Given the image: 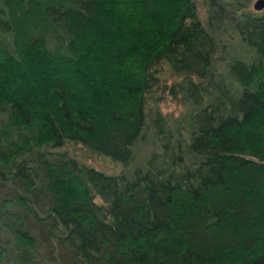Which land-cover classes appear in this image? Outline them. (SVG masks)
Segmentation results:
<instances>
[{
	"label": "trees",
	"instance_id": "16d2710c",
	"mask_svg": "<svg viewBox=\"0 0 264 264\" xmlns=\"http://www.w3.org/2000/svg\"><path fill=\"white\" fill-rule=\"evenodd\" d=\"M249 1L0 0V264H264Z\"/></svg>",
	"mask_w": 264,
	"mask_h": 264
},
{
	"label": "rangeland",
	"instance_id": "374dc122",
	"mask_svg": "<svg viewBox=\"0 0 264 264\" xmlns=\"http://www.w3.org/2000/svg\"><path fill=\"white\" fill-rule=\"evenodd\" d=\"M198 11L200 14V17L202 18V21L205 22L206 21V17H207V8L205 6L204 0H198ZM257 0H250L249 1V5L247 8H249L251 11L257 12L258 14H264V9L263 10H256L254 8V4ZM243 54V57L247 60L249 58L250 55L255 56V54H251L250 52H247L245 50V52L241 53ZM251 56V57H252ZM256 57V56H255ZM220 66V72L224 71L226 69V66L223 63H219L218 64ZM167 78L169 79L168 83L171 85L172 83H176L181 81V77L180 76H176V77H171L170 75H166ZM161 110L162 113L165 114V116H167V118L171 121V122H175L176 120H178L179 117H181L182 115L185 114V106L184 104H182V102H180V100L177 98L175 99L174 97H171L170 95H165V100L162 102L161 104ZM149 148L148 144H145L142 147V155L145 153V151ZM70 151L73 152L76 156H78L84 163H86L87 165H92L94 168H96L97 170H102L104 171L106 174H119L120 171L122 170V166L114 163L110 160H107L105 158H98L92 154H90L89 152H85L83 149H81L79 146H70ZM142 155L139 154V157H142ZM141 163L140 158L136 159L135 164H139Z\"/></svg>",
	"mask_w": 264,
	"mask_h": 264
},
{
	"label": "water",
	"instance_id": "95a60500",
	"mask_svg": "<svg viewBox=\"0 0 264 264\" xmlns=\"http://www.w3.org/2000/svg\"><path fill=\"white\" fill-rule=\"evenodd\" d=\"M254 8L256 10H263L264 9V0H257L254 4Z\"/></svg>",
	"mask_w": 264,
	"mask_h": 264
}]
</instances>
